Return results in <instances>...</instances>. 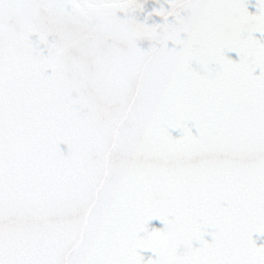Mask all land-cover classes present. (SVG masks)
I'll list each match as a JSON object with an SVG mask.
<instances>
[{"label": "snow or ice", "instance_id": "1", "mask_svg": "<svg viewBox=\"0 0 264 264\" xmlns=\"http://www.w3.org/2000/svg\"><path fill=\"white\" fill-rule=\"evenodd\" d=\"M250 3L0 0V264H264Z\"/></svg>", "mask_w": 264, "mask_h": 264}, {"label": "water", "instance_id": "2", "mask_svg": "<svg viewBox=\"0 0 264 264\" xmlns=\"http://www.w3.org/2000/svg\"><path fill=\"white\" fill-rule=\"evenodd\" d=\"M249 11H255V6H254V0H253V3H250L249 5ZM229 55H231L234 59L237 58L236 57V54L233 52V53H229ZM173 135L176 136V135H179V130H173ZM63 147V146H62ZM151 224L153 226H156V227H162V222L158 219H154ZM210 239V237H208ZM254 238H255V234H254ZM260 242H264V238L262 239H259L257 241V243H260Z\"/></svg>", "mask_w": 264, "mask_h": 264}]
</instances>
